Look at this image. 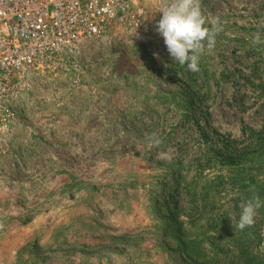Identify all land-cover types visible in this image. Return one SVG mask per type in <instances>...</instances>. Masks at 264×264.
<instances>
[{
  "label": "rangeland",
  "instance_id": "374dc122",
  "mask_svg": "<svg viewBox=\"0 0 264 264\" xmlns=\"http://www.w3.org/2000/svg\"><path fill=\"white\" fill-rule=\"evenodd\" d=\"M158 4L134 0V22L82 41L65 69L23 93L0 144V264H264L261 160L238 181L216 154L264 126V44H250L264 0H201L223 31L198 72L169 56ZM145 133L160 145L148 147ZM200 157L213 165L190 183L197 191L223 177L205 208L176 195ZM252 188L262 206L241 231L230 216Z\"/></svg>",
  "mask_w": 264,
  "mask_h": 264
},
{
  "label": "built area",
  "instance_id": "2783aa9c",
  "mask_svg": "<svg viewBox=\"0 0 264 264\" xmlns=\"http://www.w3.org/2000/svg\"><path fill=\"white\" fill-rule=\"evenodd\" d=\"M142 13L134 0H0V144L34 79L65 69L82 41Z\"/></svg>",
  "mask_w": 264,
  "mask_h": 264
},
{
  "label": "clouds",
  "instance_id": "9594fccd",
  "mask_svg": "<svg viewBox=\"0 0 264 264\" xmlns=\"http://www.w3.org/2000/svg\"><path fill=\"white\" fill-rule=\"evenodd\" d=\"M156 10L162 13L156 23V31L163 37L169 56L181 67L186 65L189 71L198 72L201 55L205 49L209 53L213 51L216 37L223 31L219 17L208 20L202 14L201 0H159ZM256 27L257 31L250 37V44L260 51L258 46L264 44V37L259 30L264 29V21L259 22ZM153 55L158 58L157 53ZM145 141L148 147L159 146L161 143L155 133H145ZM157 158L170 160L171 156L167 152H161ZM251 191L252 197L239 205L241 211L238 220L230 216L233 227L241 231L254 225L257 210L262 206L255 189L252 188ZM235 196L236 193H232V198ZM2 227L0 224V228Z\"/></svg>",
  "mask_w": 264,
  "mask_h": 264
},
{
  "label": "trees",
  "instance_id": "16d2710c",
  "mask_svg": "<svg viewBox=\"0 0 264 264\" xmlns=\"http://www.w3.org/2000/svg\"><path fill=\"white\" fill-rule=\"evenodd\" d=\"M216 154L221 158L218 164H222L229 167L236 169L234 171L235 178L240 181L242 178H239L238 174L243 173V169L245 165H247V162L249 165L252 164L253 159H259L261 160L259 164L257 163L256 168H259L260 174L263 176V184H262V192L264 193V126L259 131H252L249 130V133L246 135L245 140L242 142L240 148L239 146H234L231 149L224 148V153H221V151H217ZM206 155V154H204ZM261 158V159H260ZM213 158L206 157L204 160L203 158H195L193 160V165L195 169V175L193 178L191 177L190 181L186 182L184 186H179L176 192L178 201L181 199L182 195L191 196L193 198H197L203 203L202 208H205L207 205H211L213 201L211 199L214 198V196L219 192L218 186L221 184L222 176H214L212 177V181L205 180L204 184L205 187L200 188L199 191H197L195 186H192L190 183L193 181L195 183L196 178L198 179H204L206 175H204V171L206 169H210L213 164H211ZM258 160V161H259ZM254 165V167H255ZM183 176L180 175L179 181L181 183ZM194 200V199H193ZM192 200V201H193ZM210 200V201H209ZM199 205L195 201H193V207L196 211L199 213H202V209L198 208ZM255 260L252 259V257L244 258V260H240L239 264H255Z\"/></svg>",
  "mask_w": 264,
  "mask_h": 264
}]
</instances>
